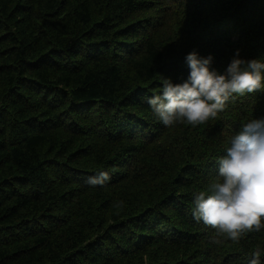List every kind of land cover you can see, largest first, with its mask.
Returning a JSON list of instances; mask_svg holds the SVG:
<instances>
[{
	"label": "trees",
	"instance_id": "16d2710c",
	"mask_svg": "<svg viewBox=\"0 0 264 264\" xmlns=\"http://www.w3.org/2000/svg\"><path fill=\"white\" fill-rule=\"evenodd\" d=\"M237 49L264 53V0H0V264H264V228L217 246L191 214L264 90L198 125L145 99Z\"/></svg>",
	"mask_w": 264,
	"mask_h": 264
},
{
	"label": "clouds",
	"instance_id": "9594fccd",
	"mask_svg": "<svg viewBox=\"0 0 264 264\" xmlns=\"http://www.w3.org/2000/svg\"><path fill=\"white\" fill-rule=\"evenodd\" d=\"M240 51L223 71L213 67L214 54L187 53V78L174 82L162 76L161 91L145 97L156 119L165 127L177 122L202 124L224 111L230 99L264 90V53L247 59ZM216 163L219 179L193 194L191 214L215 230L218 235L210 243L219 246L264 228V117L241 121ZM110 178L100 169L87 183L104 186ZM259 257L260 251L253 250L241 264H261Z\"/></svg>",
	"mask_w": 264,
	"mask_h": 264
}]
</instances>
